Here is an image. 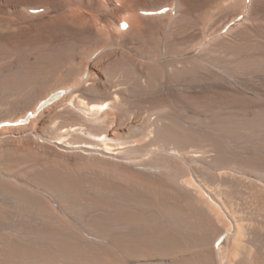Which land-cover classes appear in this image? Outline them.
<instances>
[{
	"label": "bare ground",
	"instance_id": "6f19581e",
	"mask_svg": "<svg viewBox=\"0 0 264 264\" xmlns=\"http://www.w3.org/2000/svg\"><path fill=\"white\" fill-rule=\"evenodd\" d=\"M37 1H0V264H264V0Z\"/></svg>",
	"mask_w": 264,
	"mask_h": 264
},
{
	"label": "rangeland",
	"instance_id": "374dc122",
	"mask_svg": "<svg viewBox=\"0 0 264 264\" xmlns=\"http://www.w3.org/2000/svg\"><path fill=\"white\" fill-rule=\"evenodd\" d=\"M0 1H1V0H0ZM36 1H37V0H36ZM36 1H35V0H32V1H31V0H30V1H29V0H27V3H29V4H33V5H34L35 3H37V2H38V1H37V2H36ZM100 1H102V2H103L104 0H100ZM32 2H34V3H32ZM38 3H41V4H42V2H38ZM12 10H13V9H12ZM12 10H11V13H14V11H12ZM19 10H20V12L26 13L25 11L21 10V8H20ZM40 11H43V9H42V10H40ZM96 21H97V23H99V21H98V20H96Z\"/></svg>",
	"mask_w": 264,
	"mask_h": 264
}]
</instances>
